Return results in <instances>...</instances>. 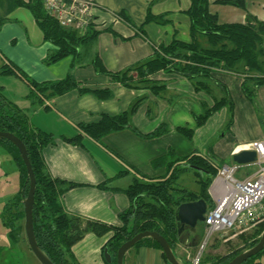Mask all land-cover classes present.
Here are the masks:
<instances>
[{
  "label": "crops",
  "instance_id": "0c3cea01",
  "mask_svg": "<svg viewBox=\"0 0 264 264\" xmlns=\"http://www.w3.org/2000/svg\"><path fill=\"white\" fill-rule=\"evenodd\" d=\"M14 1L0 0V19H3L0 24V27L3 24L0 28V69L5 64L18 71H30L35 66V74L32 75L35 82H56L64 79L67 74H72L78 83L90 90L107 88L112 93V97L105 100L96 97L93 93L79 94L74 90L62 96L51 97L50 103H45L38 96L29 97L28 83L17 74L11 77L14 76L15 83H19L25 89L20 97H16L13 92L11 95L4 85H0L6 99L27 112L32 126L57 138L54 145L46 146L41 150V155L45 172L50 178L77 184L59 198L67 215L79 217L83 221L96 220L109 225H119V214L127 210L130 204L124 190L128 188L133 178L151 182L166 175L165 167L154 168L153 161L166 156L168 152H172L173 158H178L202 151L210 152L219 160L230 164L232 156L241 152L243 146L264 138V116L258 118L259 122L255 121L252 109V102L256 101L258 94L264 93V86L250 101L242 93L241 80L215 73V79L224 84L233 101L234 125L240 124L236 134L229 132L228 138L231 142H228L223 155L220 151L221 147L206 145L210 144L208 142H211L213 137L204 142L196 139L201 129L209 127L208 125L219 113L217 111L204 125L196 128L195 119L220 99L217 82H211V92L207 94L196 91L192 83L181 75L158 72L151 76V80L163 85L164 88L160 94L154 95L147 89L136 90L111 83L108 76L94 71L93 64L96 59L100 60L108 71L120 72L151 58L152 44L169 43L173 38L189 41V19L184 13L189 7V0H94L98 6L94 11L95 23L102 25L101 28L111 27L112 31L98 33L91 46L81 52L78 62L66 57L52 64H48L46 58L48 52L56 48L44 39L41 29L28 9L20 6L10 7ZM244 3V8H241L221 4L219 0H209L208 9L211 14L217 16L219 23L242 24L246 22L248 16L263 23L258 13L254 14L249 5ZM14 9H17L13 12L14 20L26 18L29 23V28L24 32L21 29L22 25L11 26L15 24H10L11 22L6 20L7 17H4L7 10ZM21 11L23 14L16 17ZM122 11L130 18L134 27L144 23L147 13L164 15L168 23L145 25L144 29L149 38L146 40L135 36V28L119 16ZM6 25L9 27L10 36L2 37L1 33ZM31 31L35 32V48L29 45L31 39L28 38H31ZM17 39L25 41L22 42L25 45L22 48L18 47V50L12 47ZM37 52L42 56L36 57ZM139 97H145V100L130 120L131 126L140 134H149L161 124L166 129L163 136L146 139L137 135L132 129H124L108 134L96 142L82 135L78 127L80 124L98 122L102 114L110 116L120 114L129 109ZM184 125L192 131L191 138H186L179 132L185 127ZM76 134L83 136L80 145L63 141L59 137L72 139ZM120 171H126L128 175L118 177ZM134 172L138 175L133 176ZM14 191H10L14 193L11 199L18 192V190ZM11 199L6 196L0 200V214ZM0 221L2 222L1 218ZM23 233L24 229L19 241L14 243L8 236V230L3 224L0 226V264H40L35 257L34 262L31 258L28 262V255L26 256L24 252L27 243ZM85 235L83 241L92 240L94 245L90 248L89 257L82 260L76 253L77 244H74L72 253L76 262L105 264L102 247L108 236H97L92 233ZM186 248L182 245L178 250L179 255L186 254V258L181 260L184 264L191 260L193 250H197L193 247ZM209 252L210 250L204 253L205 256ZM123 264H167V261L160 249L142 246L129 250L124 256Z\"/></svg>",
  "mask_w": 264,
  "mask_h": 264
},
{
  "label": "trees",
  "instance_id": "16d2710c",
  "mask_svg": "<svg viewBox=\"0 0 264 264\" xmlns=\"http://www.w3.org/2000/svg\"><path fill=\"white\" fill-rule=\"evenodd\" d=\"M219 2L241 8L245 6L244 0H219ZM208 5L209 0H189V7L184 12L189 19V41L173 38L169 43L152 44L151 58L120 72L108 71L101 61L96 59L93 64L94 71L108 76L111 83H118L131 89H148L153 94H160V90L162 92L164 88L163 85L151 80V76L158 72L181 75L192 83L196 91H203L207 94L211 92V82L215 81L218 83L220 99L198 118L197 126L203 125L211 115L223 107H227L229 113L233 114L234 104L229 92L226 91L222 82L214 78V75L220 71L241 76L242 92L248 99H253L255 90L264 86V24L252 16H248L246 22L242 24L219 23L217 16L209 12ZM15 6L25 7L31 12L44 39L56 48L48 52L46 58L48 64L66 57H71L74 62H78L81 52L91 46L98 33L112 31L111 27L98 29L94 24L83 35L65 30L55 20L48 18L42 7V0L26 2L15 0L10 7ZM119 16L128 25L134 27L123 11L119 13ZM164 17V15L154 16L147 13L144 23L134 27L135 36L148 40L144 26L151 23L165 25L168 20ZM2 21L1 18L0 24ZM201 38L206 40V46L201 44ZM14 74L19 75L28 83L29 97L32 98H36L39 93L47 98L62 96L74 90H77L79 94L93 93L96 97L105 100L112 97L109 89L90 90L78 83L72 74H67L64 79L56 82L38 83L26 79L21 71L10 68L9 64L2 66L0 75ZM144 100L145 97H139L128 110L120 114L115 116L102 114L98 122L80 124L78 127L82 135L96 142L108 134L124 129H132L137 135L146 139L160 137L166 133L164 125H160L149 134H140L130 124L131 117ZM0 132L13 134L25 146L36 182L32 209L34 235L38 247L53 264H78L72 253V247L87 233L108 236L102 247L105 264H116L118 248L141 232H155L161 235L181 264H184L181 260L186 258V254L185 256L178 254L180 246L185 245L186 249L192 247L195 249L202 240L203 223L198 225L201 227L198 240H194L192 236L194 232L191 234L189 229H184L180 234L177 233L174 214L180 204L200 199L206 202L208 210L214 207L209 188L217 175L218 168L226 162L219 160L210 152L199 151L198 154L193 153L182 159L173 158L172 152H168L166 156L153 161L154 168L165 167L166 175L151 182L133 178L131 184L124 190L130 202L128 209L119 214V225H109L96 220L82 222L81 218L67 215L64 212L59 198L77 184L50 178L45 172L41 155V150L46 146L54 145L57 138L32 126L27 112L14 102L7 100L2 87H0ZM179 132L186 138L192 136L189 130L180 129ZM82 135L76 134L72 139L59 137L63 141L80 145L84 136ZM0 145L18 167V192L6 203L0 214L2 224L8 230V236L14 243H17L23 232V200L28 192L29 180L17 148L5 139H0ZM248 169V166H239L238 174L240 173V176L252 174ZM189 171L195 177V183L198 186L196 192L182 187L179 183L180 177ZM126 174L128 175L126 171H120L117 176L121 177ZM263 232L264 219L261 218L251 223L248 232L239 234L237 246L228 240L225 242L226 247L229 248L226 254L204 256L203 253L198 264H227L240 253L256 246ZM142 246L161 250L159 245L149 238L140 240L131 249ZM105 251L109 257L108 261L104 257ZM195 253L191 254V260ZM191 260L185 264H191ZM242 264H264V248Z\"/></svg>",
  "mask_w": 264,
  "mask_h": 264
},
{
  "label": "built area",
  "instance_id": "2783aa9c",
  "mask_svg": "<svg viewBox=\"0 0 264 264\" xmlns=\"http://www.w3.org/2000/svg\"><path fill=\"white\" fill-rule=\"evenodd\" d=\"M42 7L61 28L80 35L91 29L98 8L94 0H42ZM241 151L256 153L251 164L254 172L237 177L239 165L224 163L218 168L209 188L214 207L205 214L204 235L191 264H198L215 235L251 228V223L264 219V138L243 146Z\"/></svg>",
  "mask_w": 264,
  "mask_h": 264
},
{
  "label": "rangeland",
  "instance_id": "374dc122",
  "mask_svg": "<svg viewBox=\"0 0 264 264\" xmlns=\"http://www.w3.org/2000/svg\"><path fill=\"white\" fill-rule=\"evenodd\" d=\"M245 2H246L247 5H249L250 9L254 11V14L258 13V15L260 17L259 19L261 21H263V24H264V0H260V1H258V0H245ZM16 10L17 9H14V10H11V11L7 10L6 13L4 14V17H7L6 20L11 22L10 24H15V25H11V26H21L22 25L21 29H22V32H24L25 29L29 28V23H28L26 18H19V19L17 18V21L14 20L15 16H14L13 12H15ZM23 12H25V11H23ZM22 14L23 13L21 11V13H17L16 17H20ZM154 16H159V15H154ZM120 21H121V19H120ZM6 24H8V23H6ZM93 24H94L95 28L100 29L102 27V25L98 24L97 22L95 23V19H93ZM2 25H1V27H2ZM8 28H9L8 25H6L5 29L1 33L2 37L10 36L9 35L10 32H9ZM34 34H35V32L31 31V38H28V39H31L29 45L32 48L36 47V44H35V39L36 38H34ZM22 42H25V41L17 39V42L12 47H14V48H16V50H18L19 49L18 47L22 48L25 45V44H22ZM201 44L203 46H206V40L204 38H201ZM40 55L42 56V54H40V52L36 53V57H40ZM0 67H1V64H0ZM35 70H36V68L34 66L33 70H30V71L20 70V71H21V73L24 75V77L26 79L33 80L34 78L32 77V75L35 74ZM218 74H219V76H224L225 75V76H228L230 78L234 77V78H236V80H242V77L237 75V74H233V73H229V72H220V71L218 72ZM11 76L12 75H10V76H0V85H4V87L6 88L8 93H10L11 95H12V92H13L16 97H20V95L23 92H25L24 91L25 89L19 83H15L16 80L14 79V76L13 77H11ZM15 76H17V75H15ZM134 78L136 79V76H134ZM134 82L135 81H133V83ZM251 85H253V84H251ZM251 88L254 89L253 87H251ZM259 89H261V87ZM259 89L255 90V92H257ZM160 93H161V90H160ZM10 94H7V96L11 97ZM37 96H38L39 99H41L45 103L46 102L50 103V98H47V97L43 96L41 93L37 94ZM254 97H253V99H254ZM252 100H250V101H252ZM255 100L256 101L252 102V109H253V113H254L253 116L255 117L254 118L255 121L259 122L258 118L261 119L262 115L264 116V93L262 92V94H258L257 95V99H255ZM200 116H198L195 119L196 128H200V126H197V124H196V122H197V120H198V118ZM49 117H50V114H49ZM49 117H48V119H49ZM132 117H131V119H132ZM234 120H235L234 113L230 114L229 111H228V108L227 107H223L219 111V113L216 114V117L213 120V122L208 125L209 127H206L205 129H201L202 131H200V134L198 136H196V139L199 142H204V141H206V140H208V139L213 137L211 142H208L210 144H206V143L205 144L206 145H213V146L218 147V148L221 147L222 150L220 149V151H222V154L225 155L224 153L226 152L227 144H228L229 141L231 142V140L228 138L229 137V132H232L233 134H236V130L240 129V126H239L240 124L235 123V125H234ZM242 120H245V119H242ZM231 121H232V123H231ZM238 121H241V119H238ZM160 125L161 124H159L158 127H160ZM182 129L184 131H187V130H189V127L185 126ZM189 131L192 133L191 130H189ZM161 136H163V135H161ZM189 155H191V154H189ZM189 155H187V156H189ZM178 158L182 159V158H185V157H178ZM177 164H179V163H177ZM176 165H174V166H176ZM248 167H249L248 171L250 173H253L254 172L253 166L250 165ZM17 171H18L17 165L12 160L10 155L6 152V150L0 145V200L2 198L6 197V196L9 197V199H11V197L15 193L14 190H18L19 189L18 188L19 183H18V172ZM132 175L135 176V175H138V174L136 172H134V174H132ZM237 177H240V173L237 174ZM179 183H180V185L182 187H185L188 190H191L193 192H196L198 190V186L195 183V177H194L193 173L190 172V171L185 173L184 175H182L180 177ZM11 190H13L14 193L10 192ZM7 194H9V196ZM82 222H85V221H82ZM1 223L2 222L0 221V226L2 225ZM249 230H250V228H247V229L235 228V229H233L231 231H228V232H226L224 234L220 233V234L215 235L213 240H211L209 242L210 245L204 250V253L206 254V252L210 250L208 255H214V254L222 255V254H226L229 251V248L226 247V243L225 242L229 240L233 244H235V246H237V244H239V242L237 241L239 234L244 233V232H248ZM88 234H91V233H87V235ZM24 236H25V234H24ZM22 237H23V235H22ZM85 237H86V235H84V237L76 243L77 245L75 247L76 248V253L78 254V256L82 260H84L85 258L89 257L88 253L90 251V248L94 245V241H92V240L83 241ZM195 250H193L192 254H194ZM24 252H25L26 256L28 255V262L30 261V258H31V261H33V262L35 261V258L33 256V254L31 253L28 245H27V247H25ZM205 254H204V256H205Z\"/></svg>",
  "mask_w": 264,
  "mask_h": 264
},
{
  "label": "water",
  "instance_id": "95a60500",
  "mask_svg": "<svg viewBox=\"0 0 264 264\" xmlns=\"http://www.w3.org/2000/svg\"><path fill=\"white\" fill-rule=\"evenodd\" d=\"M0 139L8 140L17 148L26 168L29 187L27 195L23 200V229L27 245L33 256L40 264H53L50 259L44 254V252L38 247L34 235L32 209L34 204L36 182L30 162L27 157L25 146L16 136L8 132H0ZM255 157L256 153L254 151H241L232 156V162L239 166H247L251 165L254 162ZM207 210V204L203 199L180 204L176 208L174 214V219L177 224V233L180 234L185 228H188L190 232H194L198 225L204 222ZM144 238L152 239L159 245L168 264H181L177 257L174 255V252L172 251L166 240L161 235L155 232H141L128 241L124 242L116 252V264H123V259L127 251ZM263 248L264 232L262 233L260 240L256 246L240 253L227 264H242L249 258L257 255L260 251L263 250ZM104 257L106 261L109 260L106 251L104 253Z\"/></svg>",
  "mask_w": 264,
  "mask_h": 264
},
{
  "label": "flooded vegetation",
  "instance_id": "af4514ba",
  "mask_svg": "<svg viewBox=\"0 0 264 264\" xmlns=\"http://www.w3.org/2000/svg\"><path fill=\"white\" fill-rule=\"evenodd\" d=\"M200 230H201V227H198V228L195 230L194 234L191 233L192 236H193V238H194V240H198L199 235H200Z\"/></svg>",
  "mask_w": 264,
  "mask_h": 264
}]
</instances>
